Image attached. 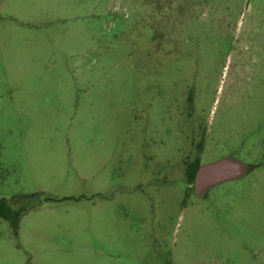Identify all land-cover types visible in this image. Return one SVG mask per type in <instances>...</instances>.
Instances as JSON below:
<instances>
[{
	"label": "rangeland",
	"instance_id": "374dc122",
	"mask_svg": "<svg viewBox=\"0 0 264 264\" xmlns=\"http://www.w3.org/2000/svg\"><path fill=\"white\" fill-rule=\"evenodd\" d=\"M0 199V264H264V0H0Z\"/></svg>",
	"mask_w": 264,
	"mask_h": 264
},
{
	"label": "water",
	"instance_id": "95a60500",
	"mask_svg": "<svg viewBox=\"0 0 264 264\" xmlns=\"http://www.w3.org/2000/svg\"><path fill=\"white\" fill-rule=\"evenodd\" d=\"M255 168L233 156H225L209 164H201L197 168L191 193L194 197L205 198L208 191L228 181L238 180Z\"/></svg>",
	"mask_w": 264,
	"mask_h": 264
},
{
	"label": "trees",
	"instance_id": "16d2710c",
	"mask_svg": "<svg viewBox=\"0 0 264 264\" xmlns=\"http://www.w3.org/2000/svg\"><path fill=\"white\" fill-rule=\"evenodd\" d=\"M200 163L198 162H191L189 164V171L185 176V182L187 184H192L193 178L197 168L199 167ZM24 214L23 209H19L17 211L12 210L5 200L0 199V219H3L10 223V225L16 229L18 227L19 219Z\"/></svg>",
	"mask_w": 264,
	"mask_h": 264
},
{
	"label": "flooded vegetation",
	"instance_id": "af4514ba",
	"mask_svg": "<svg viewBox=\"0 0 264 264\" xmlns=\"http://www.w3.org/2000/svg\"><path fill=\"white\" fill-rule=\"evenodd\" d=\"M201 147V144L198 145V148ZM181 162L183 163V169H182V176H183V180L185 182V176L187 174V172L189 171V164L191 162H198L197 158H194L192 161L189 159V150L187 149L185 151L184 157L181 160ZM201 165V163H200ZM186 183V182H185ZM187 184V183H186ZM188 186H190V184H188ZM190 191V190H189ZM187 196V195H186Z\"/></svg>",
	"mask_w": 264,
	"mask_h": 264
}]
</instances>
